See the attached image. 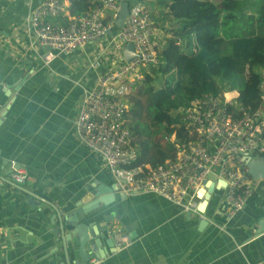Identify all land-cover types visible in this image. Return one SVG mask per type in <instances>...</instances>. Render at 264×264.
Wrapping results in <instances>:
<instances>
[{
    "label": "crops",
    "instance_id": "1",
    "mask_svg": "<svg viewBox=\"0 0 264 264\" xmlns=\"http://www.w3.org/2000/svg\"><path fill=\"white\" fill-rule=\"evenodd\" d=\"M70 1L63 0V15L49 21L59 26L73 17ZM96 1L87 0L92 6ZM39 3L0 0V264H66L67 257L73 264L78 260L77 247L64 244L61 233L55 236L60 230L59 220H53L54 207L68 211L95 185L116 186L103 158L76 138L74 119L84 93L94 88L100 72L120 64L124 49L112 50L113 33H109L108 45L98 44L101 39L68 55L53 53L52 61L43 64L44 49L26 28ZM96 61L102 68L92 67ZM12 162L24 172L22 184L14 182ZM211 180L214 189L202 218L153 194L125 195L120 200L116 191L113 204L100 206L96 219L84 222L102 223V215L114 213L113 223L134 225V237L120 250L114 245L117 251L112 252L114 248L106 245L108 236L99 235L105 258L94 255L91 260L264 264V232L254 234L257 222L264 219V182L254 184L243 209L229 218L220 181ZM29 194L38 197L37 204L29 203ZM202 220L207 224L200 231ZM92 249L86 245L87 251Z\"/></svg>",
    "mask_w": 264,
    "mask_h": 264
},
{
    "label": "built area",
    "instance_id": "2",
    "mask_svg": "<svg viewBox=\"0 0 264 264\" xmlns=\"http://www.w3.org/2000/svg\"><path fill=\"white\" fill-rule=\"evenodd\" d=\"M124 1L129 3L128 16L123 28L118 29L115 21ZM63 13V0H40L27 19L28 33L42 49L50 51L43 53V64L52 61L53 53L71 54L109 33H113V51L121 53L127 44L134 51L130 62L122 56L117 67L100 72L94 88L81 98L74 119L76 138L103 158L117 190L126 196L153 194L184 213L201 217L204 212L198 207L204 201L208 204L207 190L215 178L223 188L227 216L241 211L254 184L264 182L254 181L246 166L250 159H264V83L256 109L237 103V93L203 94L191 107L180 111L176 128L184 126L185 136L179 137L175 130L163 138L174 149V158L156 167L137 165L138 148L133 145L126 117L129 96L146 80L149 67L159 63L162 43L154 38V17L133 0H97L88 14L69 16L59 26L49 21ZM102 66L100 61L92 65L97 69ZM10 170L14 182L22 184L23 170L14 162ZM129 239L119 234L114 245L120 250ZM99 263L97 258L89 262Z\"/></svg>",
    "mask_w": 264,
    "mask_h": 264
},
{
    "label": "trees",
    "instance_id": "3",
    "mask_svg": "<svg viewBox=\"0 0 264 264\" xmlns=\"http://www.w3.org/2000/svg\"><path fill=\"white\" fill-rule=\"evenodd\" d=\"M156 1L170 22V37L161 41L159 63L149 67L143 87L129 96L126 117L138 148L137 165L149 167L174 158L163 138L175 130L185 136L184 126L176 128L182 109L205 93L226 92L237 93V103L256 109L264 83V0ZM93 6L71 0L68 10L80 16Z\"/></svg>",
    "mask_w": 264,
    "mask_h": 264
},
{
    "label": "water",
    "instance_id": "4",
    "mask_svg": "<svg viewBox=\"0 0 264 264\" xmlns=\"http://www.w3.org/2000/svg\"><path fill=\"white\" fill-rule=\"evenodd\" d=\"M128 7L129 3L124 1L120 5V10L118 13V17L115 21V25L118 29H122L124 26V22L126 17L128 16ZM134 55V51L130 44H127L123 50V59L125 62H130ZM248 174L254 181L264 180V159H250L246 163ZM214 185L210 184L207 192L210 194L213 192ZM117 187H107L103 185H95L93 190L85 196L81 197L80 200L73 204V209H69L68 211H60L56 209L54 206V210L56 215L55 217L59 220V230L60 232H55V236H58L59 233L62 235V241L64 244L67 242L71 243V246L77 247V261H74L73 264H89V261L94 257H100L102 259L105 258V253L101 252L102 243L99 239V235L102 237L108 236L106 240V245L113 249L114 247V238L119 234L128 233L129 238L134 237L133 228L134 225H125L123 223L116 224L113 223L114 213H111L107 216L102 215L101 220L102 223H96L94 221L93 224H87L84 221L91 218L96 219L98 209L100 206H110L116 201V193ZM206 195V198L210 195ZM29 203L37 204L38 197L35 195L29 194ZM118 198L120 200L125 199V195L123 193H119ZM207 205V201H204L199 205V212L203 213L205 207ZM190 215V213H188ZM207 221L202 220L199 223V230H203L206 226ZM67 230L68 233L64 234V231ZM110 231V234H108ZM264 232V219H261L257 222L256 228L254 229V234L256 236L261 235ZM92 245L93 249L89 252L86 250V245ZM117 249L114 248L112 252H116ZM70 254L72 255L71 251ZM66 264H71L68 257L66 258Z\"/></svg>",
    "mask_w": 264,
    "mask_h": 264
},
{
    "label": "rangeland",
    "instance_id": "5",
    "mask_svg": "<svg viewBox=\"0 0 264 264\" xmlns=\"http://www.w3.org/2000/svg\"><path fill=\"white\" fill-rule=\"evenodd\" d=\"M146 1L148 4H145V5L151 11V13L154 17V21H155V27H156L155 31L157 32V33H155V39L161 43V41L164 38L170 37V35L167 34L168 33L167 27L170 26V22L167 20V18L165 16V10L161 9L158 5L157 6L155 5L157 3L156 0H146ZM211 1H213L215 4H217L216 0H211ZM142 3H144V2H142ZM107 42H108V38L104 37V38H102L101 41L98 42V44L107 43ZM107 45H108V43H107ZM178 45H180V44L178 43ZM104 46H106V45H101V49ZM180 47H181V45H180ZM45 53H50V51L48 49H46V50H44V54ZM55 58H56V55H55ZM141 87H143V85ZM140 88H138V89H140Z\"/></svg>",
    "mask_w": 264,
    "mask_h": 264
}]
</instances>
